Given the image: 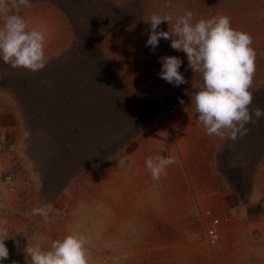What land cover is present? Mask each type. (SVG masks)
<instances>
[{
  "label": "rangeland",
  "instance_id": "rangeland-1",
  "mask_svg": "<svg viewBox=\"0 0 264 264\" xmlns=\"http://www.w3.org/2000/svg\"><path fill=\"white\" fill-rule=\"evenodd\" d=\"M238 2L66 0L65 6H69L68 9L74 14H79L76 29L86 31L94 41L95 53L91 54V64L96 66L100 76L98 84L93 83L91 86H86L83 80H67V76L60 73L56 66L31 73L12 69L0 60V228H6L10 238L5 241L8 259L0 261V264H18V245L24 242L33 245L43 240L42 247L46 249L48 241L62 239L74 231L84 235L88 241L86 225L89 216L78 213L82 207L79 205L84 203L89 206V197L97 196L94 193L97 190L98 197L94 201L99 208L105 205L103 192L106 184L112 185L113 191L121 188V173H126L136 160L137 138L145 135L139 132L145 120H152L147 117L129 118L131 122L133 120L129 124L122 116L110 117L111 113L118 114L116 110L120 109L122 103L115 102V99H121L122 91H127L135 98L146 90L154 97H160V105L166 110L181 103L185 91H175V86L162 79L136 78L137 82L131 85L126 80L119 83L123 81L120 75L127 71V67L123 69L121 64L122 57L130 62V50L139 52L137 48L133 50L134 47L150 48L145 44L150 32L149 17L153 13L171 15L173 20L187 11L195 14L194 20L226 15L233 29L251 36L256 33L252 40L261 53L255 63L253 81L256 85L252 90L251 107L264 109V13H258L256 20L249 23L235 21L230 12ZM80 14L85 16L83 18L94 30L82 24ZM257 26L258 30L253 29ZM158 30L171 31V25L162 22ZM170 43L171 40L161 39L157 48L163 52L172 51L168 54L175 56ZM45 49L50 53L56 52V47L47 46ZM160 57L163 56L158 53V59ZM110 62L112 76L107 80L105 75L108 71L104 68ZM116 74L119 77L116 78ZM193 90L195 92L196 88ZM154 105L156 110L161 107L155 102ZM141 112L139 108L133 115L141 116ZM126 113L127 107L124 111L121 109L120 114ZM233 154L241 161L246 156L243 150H235ZM115 200L118 204L114 203V206H118V209L111 215V229L106 233L107 236L112 233L109 236L112 238L111 243L95 246L86 244L91 258L89 264H154L152 237L148 233V238L140 235L132 237L134 230H128L127 237L121 239L122 215L119 212L125 205H122V199ZM47 204L52 205L53 211L46 224L40 216L32 215L31 210ZM104 227L105 221L101 220L92 234L99 242L104 241V237L100 238ZM189 264L215 262L210 255L208 263Z\"/></svg>",
  "mask_w": 264,
  "mask_h": 264
},
{
  "label": "crops",
  "instance_id": "crops-1",
  "mask_svg": "<svg viewBox=\"0 0 264 264\" xmlns=\"http://www.w3.org/2000/svg\"><path fill=\"white\" fill-rule=\"evenodd\" d=\"M238 1L230 12L235 21L249 23L256 20L258 13H264V0ZM65 3L66 0H31L30 7H21L18 12L13 9V12L26 20L29 29L47 30L46 47H56V52L50 53L45 49V68L56 66L71 82L83 80L86 86L98 84L100 75L96 66L91 64V54L95 53L94 41L86 31L76 29L79 14L71 12ZM80 15L82 24L91 29L87 19L83 18L85 16ZM2 24L0 20V26ZM253 29L258 30L259 27ZM254 36H251L252 39ZM252 47L256 51V63L261 52L253 43ZM136 48L139 52L130 50V62L122 57L121 64L123 69L127 67V71L120 73L123 80L119 81L120 84L124 80L131 85L141 78L160 79L158 53L165 57L171 56L168 53L172 52L156 48L155 54H152L150 48L134 47L133 50ZM173 53H176L174 57L182 60L179 71H183L181 73L187 81L174 89L177 92L185 91L180 99L183 103L166 110L160 105V97L156 98L146 90L135 98L122 91L121 99H115L122 105L116 110L118 114L111 113L110 117L122 116L129 124L133 123L129 118L147 117L152 120H145L139 132L145 135L137 138L136 160L126 173H121V188L113 191L112 185H104L106 200L105 205L99 207L101 210L94 201L98 197L97 190L94 192L97 196H88L89 206L84 203L79 205L82 207L78 213L89 216L86 244L111 243L109 236L112 233L109 236L106 233L111 229V215L118 209V206H114V203L118 204L114 198H120L122 205H125L119 212L122 215L121 239L127 237L128 230H134L132 237H152L154 264L208 263L210 255L215 264H264V117L255 124L247 125V135L235 142L206 135L203 126L198 123L194 101L191 100L193 94L203 87L201 74L194 73L188 67L186 54L175 50ZM52 54L55 56L52 57ZM108 58L111 60L110 56ZM111 66L110 62L104 68L108 71L105 75L107 80L112 76ZM115 76L119 77L117 74ZM255 85L253 81L251 91ZM193 88H196L195 92ZM154 102L161 107L156 110ZM76 104L80 105L79 102ZM125 107L128 113L120 114ZM139 108L143 111L141 116H134ZM235 150H243L245 159H237L233 154ZM155 155L171 156L176 161L159 180H153L145 166V159ZM107 198L110 199L107 201ZM206 212L210 215L207 216ZM211 219L219 221V241L213 250L208 247L204 232ZM101 220L105 221L104 231L100 234L104 241L99 242L92 234ZM55 240L48 241L46 246L49 247ZM18 246V262L30 264L27 247L31 244L24 242Z\"/></svg>",
  "mask_w": 264,
  "mask_h": 264
},
{
  "label": "clouds",
  "instance_id": "clouds-1",
  "mask_svg": "<svg viewBox=\"0 0 264 264\" xmlns=\"http://www.w3.org/2000/svg\"><path fill=\"white\" fill-rule=\"evenodd\" d=\"M31 0H0V60L12 69L31 73L43 70L46 29H29L26 20L13 9L30 7ZM195 14L187 11L173 20L171 15L153 13L149 17L150 32L145 46L152 54L159 41L171 40V49L186 54L188 67L200 73L203 87L193 94L195 112L205 134L221 140L237 139L247 135V125L255 124L264 117V109L252 108L253 93L250 90L256 71V51L250 34L232 28L226 15L210 19L194 20ZM166 22L171 31L158 30ZM160 79L178 87L187 81L179 71L182 60L174 56L159 58ZM103 86V85H102ZM183 103V101H180ZM176 163L175 158L155 155L145 159V166L153 180H159L166 169ZM52 205L35 207L32 215L49 222ZM6 228H0V261L8 259L5 246L8 240ZM43 240L27 247L30 264H89L87 240L79 232H72L62 239L52 241L45 249Z\"/></svg>",
  "mask_w": 264,
  "mask_h": 264
},
{
  "label": "built area",
  "instance_id": "built-area-1",
  "mask_svg": "<svg viewBox=\"0 0 264 264\" xmlns=\"http://www.w3.org/2000/svg\"><path fill=\"white\" fill-rule=\"evenodd\" d=\"M209 216L210 213L206 212ZM219 221L217 219H211V221L205 226V241L209 248L213 249L219 241ZM18 264H21L18 262Z\"/></svg>",
  "mask_w": 264,
  "mask_h": 264
}]
</instances>
